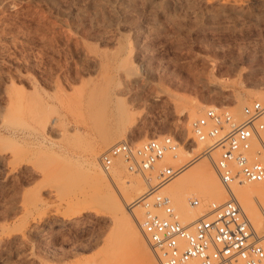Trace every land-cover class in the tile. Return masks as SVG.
Instances as JSON below:
<instances>
[{"label":"rangeland","instance_id":"obj_1","mask_svg":"<svg viewBox=\"0 0 264 264\" xmlns=\"http://www.w3.org/2000/svg\"><path fill=\"white\" fill-rule=\"evenodd\" d=\"M259 93L264 0H0V264H117L108 246L137 236L145 252L119 264H162L139 226L146 179L102 154L171 138L184 154L158 165L183 167L159 193L189 222L230 197L191 122L238 121ZM206 178L218 188L196 193ZM263 213L253 226L244 211L264 236Z\"/></svg>","mask_w":264,"mask_h":264},{"label":"built area","instance_id":"obj_2","mask_svg":"<svg viewBox=\"0 0 264 264\" xmlns=\"http://www.w3.org/2000/svg\"><path fill=\"white\" fill-rule=\"evenodd\" d=\"M191 128L195 139L206 143V151L219 150L214 168L225 188L232 182L264 179V102L245 105L238 121L227 110L207 108ZM173 149L169 137L139 145L119 141L101 156L106 168L114 156H122L146 179L147 188L136 199L144 208L139 226L150 244L160 249L162 264H264V236L254 230L233 196L220 205L209 204L207 216L180 221L169 198L159 193L183 167H159Z\"/></svg>","mask_w":264,"mask_h":264},{"label":"bare ground","instance_id":"obj_3","mask_svg":"<svg viewBox=\"0 0 264 264\" xmlns=\"http://www.w3.org/2000/svg\"><path fill=\"white\" fill-rule=\"evenodd\" d=\"M126 1V0H125ZM256 94V93H255ZM259 95H261V96H259ZM257 96H259V97H261V101L260 102H263L264 101V93H259V94H257ZM262 98H263V100H262ZM252 99V98H251ZM118 119V118H117ZM96 122H98V121H96ZM116 122H117V120H116ZM115 122V123H116ZM97 124V123H96ZM92 125H94V124H92ZM98 126H99V124H98ZM94 127V126H93ZM101 127V126H100ZM111 129H113V128H111ZM96 130H98V128H96ZM109 136V135H108ZM108 136H105L104 137V141H105V143H110L109 141H111L110 140V137H108ZM169 153H172V151L171 152H169ZM176 153V154H175ZM172 154H175L176 156H179L180 154L182 155V154H184V152H182V150L181 149H177V150H174L173 151V153ZM170 155V154H169ZM174 155V157H176ZM171 157H173V156H171ZM194 164V163H193ZM215 169V168H214ZM216 172V171H215ZM189 175L190 174H186L185 175V177H189ZM210 176H211V174H209ZM212 177V176H211ZM144 178V177H143ZM145 179V178H144ZM220 180V179H219ZM262 181V180H261ZM254 182H258V181H254ZM222 183V182H221ZM234 182H232L231 184H233ZM238 183V184H237ZM242 183H246V182H236V184L237 185H242L241 187H243L244 186V184H242ZM231 184H230V186H229V189H227V188H225L226 190H227V193L229 194V195H231V196H233V198H235L236 200H237V202H238V200L239 201H241V204H242V210H244V211H249V212H252V214H253V221H254V223H253V226H254V224L256 225L257 224V222H260L261 220H262V218H263V216L261 217V215H262V212H264V183H263V185L262 186H256V184H254V183H252V182H249L247 185H245L243 188H242V195L241 196H235L234 195V191H232V187H231ZM224 186V185H223ZM218 188V184L216 183V181L214 182L213 180H211L210 178H206V179H204V182L202 183V186H201V188H200V190L198 191H196V193L197 192H200V194H202V195H205L207 192H209V191H213L214 189H217ZM194 193H195V191H194ZM195 193V194H196ZM252 196H254L255 197V199L257 200V208H255V206H254V204H253V202H252ZM101 197V196H100ZM175 197H177V196H175ZM99 198V197H98ZM105 198V197H104ZM173 198H174V196H173ZM230 198V197H229ZM176 198H174L173 200H175ZM99 200V199H98ZM101 200H102V202H101V204L102 205H106V203L108 204L109 202H107V200H109V199H104V200H106V202L104 203V200H103V197L101 198ZM101 200H99V201H101ZM173 200H172V204H173ZM228 200V199H227ZM104 203V204H103ZM128 203V202H127ZM213 203V202H212ZM211 203V204H212ZM239 203V202H238ZM100 204V203H99ZM131 204V203H130ZM129 203H128V205L126 206V207H130L131 205H133V204H131L130 205ZM214 204L215 205H220V204H222V203H220V204H216L215 202H214ZM240 204V203H239ZM255 204H256V202H255ZM175 205V204H174ZM192 203H189V204H187V205H185L183 208L185 209V210H183L185 213H189V212H191L192 211V209H193V207H192ZM243 211V212H244ZM260 212H261V215H260ZM207 214L208 213H201L199 216H197L196 218H194V219H192V220H190L189 222L191 223V222H194L197 218H199V217H204V216H207ZM263 215H264V213H263ZM250 222V221H249ZM263 222V221H262ZM250 224H251V222H250ZM251 226H252V224H251ZM252 226V227H253ZM257 226V225H256ZM254 228V227H253ZM27 230V229H26ZM127 231L128 229H127V227L126 228H124L123 229V231ZM255 230V229H254ZM140 236H137V238H135V239H133V240H130L129 238H126V239H122V240H118V241H114V242H112L109 246H108V250H107V252L109 251V252H111L110 254L111 255H114V258H116L115 260H117L116 262H117V264H119V263H126V261H127V259L129 258V257H131V255H142L144 252H145V249L142 247V242H140L141 241V239L138 241L137 239L139 238ZM147 250V249H146ZM156 250V249H155ZM157 251V250H156ZM108 252V253H109ZM147 253V252H146ZM149 253H151V252H149ZM148 255V254H147ZM121 260V262H118V261H120ZM143 258H141L140 256H137L136 257V263L135 264H144L142 261ZM147 260V259H146ZM149 260V259H148ZM145 262H147V261H145ZM161 262H162V260H161ZM151 264V263H150Z\"/></svg>","mask_w":264,"mask_h":264}]
</instances>
